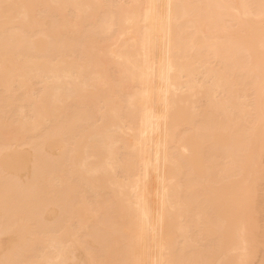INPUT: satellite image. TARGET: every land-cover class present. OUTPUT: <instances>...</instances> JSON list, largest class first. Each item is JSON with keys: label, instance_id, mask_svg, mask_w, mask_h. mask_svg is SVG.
<instances>
[{"label": "bare ground", "instance_id": "1", "mask_svg": "<svg viewBox=\"0 0 264 264\" xmlns=\"http://www.w3.org/2000/svg\"><path fill=\"white\" fill-rule=\"evenodd\" d=\"M254 263L264 0H0V264Z\"/></svg>", "mask_w": 264, "mask_h": 264}, {"label": "rangeland", "instance_id": "2", "mask_svg": "<svg viewBox=\"0 0 264 264\" xmlns=\"http://www.w3.org/2000/svg\"><path fill=\"white\" fill-rule=\"evenodd\" d=\"M256 263H258V262L256 261ZM256 263H254V264H256Z\"/></svg>", "mask_w": 264, "mask_h": 264}]
</instances>
